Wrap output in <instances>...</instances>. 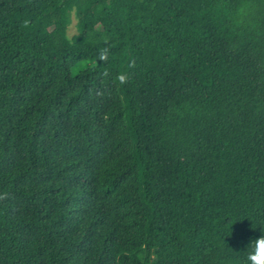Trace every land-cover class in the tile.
<instances>
[{"label":"trees","instance_id":"obj_1","mask_svg":"<svg viewBox=\"0 0 264 264\" xmlns=\"http://www.w3.org/2000/svg\"><path fill=\"white\" fill-rule=\"evenodd\" d=\"M0 194V264H249L264 0H0Z\"/></svg>","mask_w":264,"mask_h":264},{"label":"clouds","instance_id":"obj_2","mask_svg":"<svg viewBox=\"0 0 264 264\" xmlns=\"http://www.w3.org/2000/svg\"><path fill=\"white\" fill-rule=\"evenodd\" d=\"M121 83L128 82V75L119 76ZM7 194H0V200L5 199ZM254 250L248 255L249 264H264V234L254 240Z\"/></svg>","mask_w":264,"mask_h":264},{"label":"rangeland","instance_id":"obj_3","mask_svg":"<svg viewBox=\"0 0 264 264\" xmlns=\"http://www.w3.org/2000/svg\"><path fill=\"white\" fill-rule=\"evenodd\" d=\"M76 32V27H75V21L72 23L70 29H69V33L70 35H72L73 33Z\"/></svg>","mask_w":264,"mask_h":264}]
</instances>
